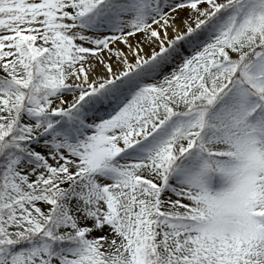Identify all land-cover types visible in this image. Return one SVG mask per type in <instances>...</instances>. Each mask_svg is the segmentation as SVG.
<instances>
[{
    "label": "snow or ice",
    "instance_id": "1",
    "mask_svg": "<svg viewBox=\"0 0 264 264\" xmlns=\"http://www.w3.org/2000/svg\"><path fill=\"white\" fill-rule=\"evenodd\" d=\"M0 264H264V0H0Z\"/></svg>",
    "mask_w": 264,
    "mask_h": 264
}]
</instances>
